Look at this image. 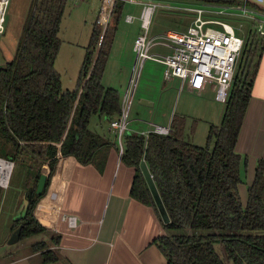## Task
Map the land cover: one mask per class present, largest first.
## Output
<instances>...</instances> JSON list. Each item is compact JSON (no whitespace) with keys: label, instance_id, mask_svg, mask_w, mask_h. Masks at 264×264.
<instances>
[{"label":"trees","instance_id":"obj_1","mask_svg":"<svg viewBox=\"0 0 264 264\" xmlns=\"http://www.w3.org/2000/svg\"><path fill=\"white\" fill-rule=\"evenodd\" d=\"M67 4L68 0H32L23 39L13 59L0 67V157L23 168L22 188L28 195L26 211L12 220V231L22 227L21 240L46 231L34 212L60 159L74 157L102 169L116 147L93 132L90 122L94 116L111 121L121 113L120 92L105 87L103 76L125 3H115L109 25L102 23V11L98 14L73 90L63 88L55 66ZM248 42L250 63L235 76L222 121L210 126L206 146L189 140L187 117L180 114L173 116L167 135L128 133L124 138L122 162L137 170L131 196L156 208L140 169L145 160L169 216L163 224L165 234L155 240L167 264H264V158L245 204L239 186L247 157L236 150L264 49V39L256 35ZM197 125V120L192 122V134ZM42 174L47 181L37 194ZM4 194L0 188V205ZM34 252L45 264L59 259L43 241L34 244Z\"/></svg>","mask_w":264,"mask_h":264},{"label":"crops","instance_id":"obj_2","mask_svg":"<svg viewBox=\"0 0 264 264\" xmlns=\"http://www.w3.org/2000/svg\"><path fill=\"white\" fill-rule=\"evenodd\" d=\"M78 75L74 87L67 90L75 89ZM186 88H182L180 81L179 90ZM175 114L178 113L171 115L168 125L161 126L170 128ZM179 114L187 117L186 134L191 141L196 133H191V124L197 119L184 111ZM140 121L138 117L130 120L131 132H148L149 128L145 130L138 126ZM90 129L116 143V147L107 154L103 168L95 164L84 165L74 157L60 159L45 195L35 208V216L50 232L52 242L55 239L58 241V245L47 243L59 257L52 263L167 264L155 243L158 237L165 234L162 211L157 204L155 208L131 196L137 170L122 162V153L109 121L94 116ZM236 150L247 157L242 184L249 183V188L255 179L258 162L264 158V49ZM247 200L248 197L243 203L246 204ZM70 215L77 218L76 227H70L66 221L65 216Z\"/></svg>","mask_w":264,"mask_h":264},{"label":"rangeland","instance_id":"obj_3","mask_svg":"<svg viewBox=\"0 0 264 264\" xmlns=\"http://www.w3.org/2000/svg\"><path fill=\"white\" fill-rule=\"evenodd\" d=\"M142 1H158L162 4L169 3L179 6L186 5L185 3L187 2L189 5H200L203 2L200 0ZM31 3L32 0L11 1L6 31L0 39V67H3L8 61L13 59L17 46L23 39V28ZM124 3L122 19L115 38L117 41H114L103 78V85L118 89L121 97L123 88L128 83L131 73L134 61L132 48L140 28L139 20L127 23L125 17L129 13L139 16L141 11V6ZM109 7L107 0H68L59 32L62 45L55 63L57 70L62 75L64 89H72L74 87L97 16L101 10H104L105 12L103 13L107 14ZM103 13L101 12V15ZM195 16L196 14L185 10L158 8L153 17L152 33H162L167 30H184L192 23ZM102 18L101 21L104 25H109L112 22L111 17H109L107 22ZM204 18L221 19L235 27H239L240 23H243L242 32L238 31V33L244 34L247 36V40L249 39L248 32L251 23L246 18L217 14H204ZM250 45L251 43L248 42L242 53L236 75L242 72L246 64L250 63L246 53L250 49ZM151 52L168 53L169 51L162 46H155L151 49ZM258 54L259 51L248 69L249 73L252 72L258 60ZM164 71L165 67L156 61L147 60L145 62L130 109L129 119L138 117L141 120L137 122L138 126L140 125V127L147 130L150 127L149 123L168 125L167 123L172 114H179L184 111L193 119L199 120L196 133L193 136L194 139L191 142L199 146H206L210 126L212 124H220L226 103L216 101L215 90L211 86H208L202 92L188 89V87L184 90H179L180 80L173 78L166 81L164 79ZM141 99L153 102L154 106L146 107L140 103ZM152 112L154 115H152ZM24 173L23 168L15 167L9 188L3 190L5 194L0 205V264H43L40 253L34 252V244L38 243L37 241L46 240V244L48 243L52 246L56 241L55 239L52 242L50 232L47 230L43 234L20 239L14 244H9L8 242L11 234L15 231H12V220L15 219L16 211L22 204L24 195L27 192V190L22 188ZM248 185L249 183L242 184L240 189L243 202L248 197ZM217 248L221 251L219 245H217Z\"/></svg>","mask_w":264,"mask_h":264},{"label":"built area","instance_id":"obj_4","mask_svg":"<svg viewBox=\"0 0 264 264\" xmlns=\"http://www.w3.org/2000/svg\"><path fill=\"white\" fill-rule=\"evenodd\" d=\"M12 0H0V39L6 31L9 8ZM110 7L107 14L101 10L102 19L107 22L117 1L141 6L139 16L127 14L125 21H140V31L133 43L134 61L128 83L121 97V113L109 121L115 132L121 153L124 151V138L129 129L130 109L134 101L141 72L147 60H153L165 67L164 78H177L183 87L202 92L211 86L215 90L216 101L226 103L229 99L239 60L247 44V36L241 35L243 23L235 27L221 19L204 18V14H217L242 17L250 21L248 38L256 35L264 39V8L250 4L246 0L203 1L200 5L162 4L158 1L142 0H107ZM191 4V3H190ZM158 8L179 9L196 14L192 23L184 30H167L152 33L153 17ZM155 46H162L168 53L151 52ZM149 133L167 135L171 128L149 123ZM15 162L0 157V188L7 190L10 186ZM70 227L77 226V218L65 216Z\"/></svg>","mask_w":264,"mask_h":264},{"label":"water","instance_id":"obj_5","mask_svg":"<svg viewBox=\"0 0 264 264\" xmlns=\"http://www.w3.org/2000/svg\"><path fill=\"white\" fill-rule=\"evenodd\" d=\"M210 2H218V1H227V0H207ZM248 1L250 4H254L257 6H260L261 8H264V0H246ZM140 103L145 105V106H152L153 102L147 100V99H141ZM140 169L142 171V174L150 188V191L155 199V202L157 204V206L160 208V210L163 213V219L165 221V223L169 222V216L167 214V211L164 207V204L162 202V199L158 193L157 187L155 185V182L153 180V176L149 170V167L146 163L145 160H142L141 164H140ZM46 181H47V175L46 174H42L40 176L39 182H38V186H37V190L36 193L37 194H41L45 188L46 185ZM28 206V195L25 194L24 198H23V202L22 204L19 206L18 210L16 211L15 214V219L20 218L22 216V214L26 211ZM21 229L22 227L19 226L10 236L8 242L9 244H14L16 242H18L20 240V235H21Z\"/></svg>","mask_w":264,"mask_h":264}]
</instances>
